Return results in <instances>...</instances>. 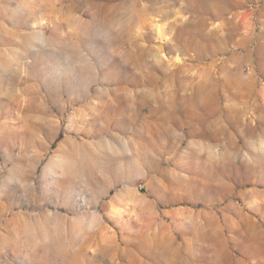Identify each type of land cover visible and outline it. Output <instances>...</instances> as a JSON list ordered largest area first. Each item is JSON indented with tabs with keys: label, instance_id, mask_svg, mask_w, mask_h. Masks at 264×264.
<instances>
[{
	"label": "rangeland",
	"instance_id": "374dc122",
	"mask_svg": "<svg viewBox=\"0 0 264 264\" xmlns=\"http://www.w3.org/2000/svg\"><path fill=\"white\" fill-rule=\"evenodd\" d=\"M0 264H264V0H0Z\"/></svg>",
	"mask_w": 264,
	"mask_h": 264
},
{
	"label": "bare ground",
	"instance_id": "6f19581e",
	"mask_svg": "<svg viewBox=\"0 0 264 264\" xmlns=\"http://www.w3.org/2000/svg\"><path fill=\"white\" fill-rule=\"evenodd\" d=\"M159 32H160V31H159V29H158V30H157V34H159V36H160V33H159ZM159 36H158L159 39H162V38H163V37L160 38L161 36H160V37H159Z\"/></svg>",
	"mask_w": 264,
	"mask_h": 264
}]
</instances>
